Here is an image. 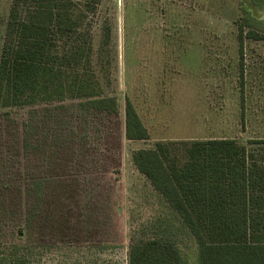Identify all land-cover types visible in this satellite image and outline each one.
I'll use <instances>...</instances> for the list:
<instances>
[{
	"label": "trees",
	"instance_id": "16d2710c",
	"mask_svg": "<svg viewBox=\"0 0 264 264\" xmlns=\"http://www.w3.org/2000/svg\"><path fill=\"white\" fill-rule=\"evenodd\" d=\"M78 1L12 0L0 107L28 113L19 124L0 112V264H54L58 251L94 247L75 264H108L100 261L107 245H81L78 197L96 152L93 125L117 115L119 102L97 78ZM84 1L90 11L100 2ZM243 5L242 58L245 38L264 41V0ZM110 42L107 27L100 58ZM125 136L150 138L130 99ZM132 161L170 210L131 231L127 264H189L181 244L190 240L198 264H264V137L158 141L134 150ZM14 237L20 241L8 240Z\"/></svg>",
	"mask_w": 264,
	"mask_h": 264
},
{
	"label": "rangeland",
	"instance_id": "374dc122",
	"mask_svg": "<svg viewBox=\"0 0 264 264\" xmlns=\"http://www.w3.org/2000/svg\"><path fill=\"white\" fill-rule=\"evenodd\" d=\"M243 2L100 0L90 11L86 1H78L86 13L83 32L92 41L97 78L104 92L119 102L117 115L99 118L93 125L96 152L78 197L81 245H107L100 254L102 263L127 264L131 231L170 210L135 167L134 150L158 141L232 137L247 143L264 137V41L245 38L240 56ZM11 4L0 0V50ZM107 27L111 42L102 59ZM127 99L135 104L149 139L126 138ZM5 111L22 124L28 107H0ZM181 248L189 264H198L193 241ZM95 249L74 254L67 248L58 251L53 262H85Z\"/></svg>",
	"mask_w": 264,
	"mask_h": 264
}]
</instances>
